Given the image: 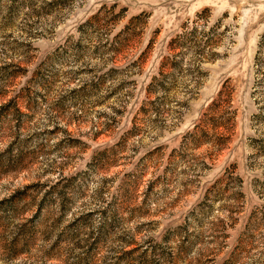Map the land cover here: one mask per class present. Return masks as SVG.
Masks as SVG:
<instances>
[{
  "label": "rangeland",
  "instance_id": "obj_1",
  "mask_svg": "<svg viewBox=\"0 0 264 264\" xmlns=\"http://www.w3.org/2000/svg\"><path fill=\"white\" fill-rule=\"evenodd\" d=\"M0 264H264V0H0Z\"/></svg>",
  "mask_w": 264,
  "mask_h": 264
},
{
  "label": "trees",
  "instance_id": "obj_2",
  "mask_svg": "<svg viewBox=\"0 0 264 264\" xmlns=\"http://www.w3.org/2000/svg\"><path fill=\"white\" fill-rule=\"evenodd\" d=\"M156 77H158V76H156ZM160 86H164V85L161 84ZM221 104H222V102H221ZM221 104H218V105H217V108H218V109H219V107L221 106Z\"/></svg>",
  "mask_w": 264,
  "mask_h": 264
}]
</instances>
